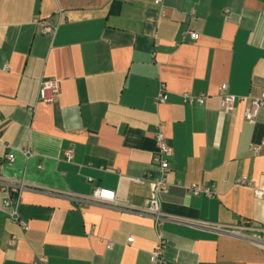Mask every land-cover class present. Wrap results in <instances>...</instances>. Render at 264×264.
<instances>
[{"label":"crops","instance_id":"obj_1","mask_svg":"<svg viewBox=\"0 0 264 264\" xmlns=\"http://www.w3.org/2000/svg\"><path fill=\"white\" fill-rule=\"evenodd\" d=\"M59 9L53 37L41 34L35 20ZM41 77L58 80L51 103L37 101ZM221 83L244 97L230 113ZM160 84L167 99L156 103ZM262 92L264 0H0V184H24L28 227L0 210V264H264L240 235L264 226L254 192L264 189V106L243 118ZM185 93L204 102L184 103ZM158 129L173 149L160 194L173 218L160 226L164 263L150 259L152 218L132 211L149 197L141 180ZM191 184L212 194H191ZM99 187L119 203L95 200ZM7 195L0 187V205ZM242 219L253 229L234 228Z\"/></svg>","mask_w":264,"mask_h":264},{"label":"built area","instance_id":"obj_2","mask_svg":"<svg viewBox=\"0 0 264 264\" xmlns=\"http://www.w3.org/2000/svg\"><path fill=\"white\" fill-rule=\"evenodd\" d=\"M161 0H154L156 4L160 3ZM61 10L59 9L55 15V17L48 19H36L35 22L39 27V32L43 35H47L49 37H53L56 32V28L61 19ZM184 35H188L191 39H197L198 34L194 31L187 30ZM59 83L58 80L51 77H41L38 83L37 89V101L51 103L58 91ZM218 94L220 98V108L226 113H230L233 110V107L237 101H241L244 99L242 96H237L230 94L228 92V87L226 83H221L218 89ZM167 99V93L165 91L164 84H160L158 93L155 97V102L160 103ZM182 100L187 104H202L204 102V95H191V94H183ZM264 106V92H262L257 97H252L250 99V103L248 106L244 108L243 118L245 121L252 122L255 120L258 110ZM1 113V112H0ZM154 140L156 145V150L152 156V171L146 172L144 178L141 180L142 182H147L149 185V197L145 200L144 204L140 207H132L134 212H141L149 215L153 221V227L156 233V242L153 246L150 259L151 261H158L160 263H164L162 254L163 250L166 246V241L163 237L161 231V223L170 219L173 220L172 217H166L163 215L161 211V201L160 194L166 187V173L169 169V158L172 155L173 149L172 146L168 143L167 138L164 136L162 131L158 129L154 134ZM1 148L3 150V159L12 163L15 160L14 150L6 143H2ZM255 151L256 147H252ZM21 152L25 156L31 155L32 151L26 147L22 148ZM72 151L70 149L65 151L66 159L71 158ZM239 184H249L245 177H241L236 181ZM2 190L8 192V195L2 200L0 205V210L5 212L10 220L14 223L20 225L23 230H26L27 224L21 221L18 213V204H19V195L21 190L24 188V184L22 181H9L2 182L0 184ZM188 191L191 194L197 195L203 193L205 195L210 196L211 189L204 185L199 184H191L188 186ZM255 195L258 199H260L264 203V189L256 188L254 189ZM93 198L98 201L108 202L113 204H118L119 201L116 198L115 191L112 189L99 187L95 189L93 193ZM127 205V204H126ZM129 206V205H127ZM234 228H245V229H253L249 226V221L247 219H242L240 225ZM262 231L261 235H246L240 233V235L249 239L252 243L259 246L264 251V226L259 228ZM234 233L239 234L238 231L234 229ZM16 237L13 235L9 241L10 244H13ZM133 241L132 237L127 238V242L131 243ZM113 243L108 241L106 243L107 248H111Z\"/></svg>","mask_w":264,"mask_h":264}]
</instances>
